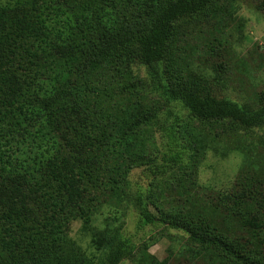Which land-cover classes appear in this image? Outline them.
Here are the masks:
<instances>
[{"label": "trees", "instance_id": "1", "mask_svg": "<svg viewBox=\"0 0 264 264\" xmlns=\"http://www.w3.org/2000/svg\"><path fill=\"white\" fill-rule=\"evenodd\" d=\"M213 1L62 0L77 30L70 41L54 38L49 5L0 0V264H118L133 251L117 231L96 236L94 263L69 225L104 209L118 220L110 214L128 199L148 224L183 230L200 251L195 264H264V163L248 149L237 148L250 159L229 193L190 195L178 178L157 197L126 193L130 169L149 159L145 126L160 112L150 95L199 123L264 124V90L239 105L216 96L222 70L189 69L186 22ZM177 120L161 127L162 158L182 172L198 148Z\"/></svg>", "mask_w": 264, "mask_h": 264}, {"label": "rangeland", "instance_id": "2", "mask_svg": "<svg viewBox=\"0 0 264 264\" xmlns=\"http://www.w3.org/2000/svg\"><path fill=\"white\" fill-rule=\"evenodd\" d=\"M36 1L42 6L44 3L49 5L44 17L54 38L71 41L77 30L62 0ZM186 23L189 34L185 43L188 48L192 47L189 69L209 76L222 70L223 81L221 88H217V97L243 105L249 97L264 90V0H214L208 9ZM134 74L144 79L145 70L137 65ZM153 101L158 102L160 112L158 118L145 126L149 159L136 164L126 175L129 197L137 192L143 193L144 197H157L159 192L169 190L174 178L181 180L182 185H188L190 195L200 189L229 193L239 189L250 155L256 154V163H264V124L244 128L214 121L199 123L181 103H172L169 108L156 95H150L146 103ZM175 120L178 127L183 126L193 133L196 138L193 145L197 144L198 148L196 159L185 157L183 164L186 167L182 172L162 158L167 140L161 127H169ZM237 148L252 153L242 154ZM188 164H192L193 169L187 174L184 170ZM116 211L108 218L118 215V220L106 221L109 211L104 209V213L96 215L89 224L75 220L69 225V236L89 260L97 263L102 257L103 250L95 244L100 237L96 236L101 233L107 237L104 233L114 230L129 242L133 251L118 264L196 263L200 251L188 247L187 234L183 230L148 224L130 199L122 200Z\"/></svg>", "mask_w": 264, "mask_h": 264}]
</instances>
